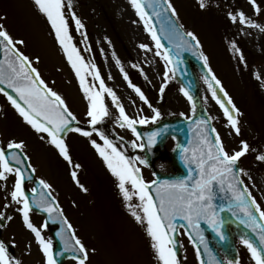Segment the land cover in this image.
<instances>
[{
	"label": "rangeland",
	"instance_id": "rangeland-1",
	"mask_svg": "<svg viewBox=\"0 0 264 264\" xmlns=\"http://www.w3.org/2000/svg\"><path fill=\"white\" fill-rule=\"evenodd\" d=\"M64 2L73 43L86 63L96 65L106 87L115 92L129 117H148L149 123L138 125L149 127L154 124L150 120L154 115L153 108L161 113L155 123L171 116L191 115L192 108L172 74L167 81L164 80L165 61L155 54V43L145 32L129 0ZM170 2L178 14L176 21L183 26L184 32L191 31L196 35L200 51L208 57L209 67L239 109L240 115L236 118L240 133L237 135L228 126L223 110L212 98L208 85L199 80L203 106L226 149L231 153L241 150L242 142L249 145V151L239 161L247 173L241 179L252 197L264 207V161L256 158L264 154V31L234 23L229 18V12L243 11L249 19L264 27V0H256L259 13L248 0H205L204 8L200 7L199 0ZM72 12L84 25L80 31L76 30L71 19ZM0 18H3L0 22L14 38L25 42L18 47L34 61L47 85L64 99L78 121L90 125L88 100L75 71L56 41L46 17L34 7L33 0H0ZM142 43L147 44L150 50L141 49L139 45ZM233 44L239 52L233 49ZM37 57L39 62L35 63ZM125 74L128 80H125ZM86 81L95 85L94 90L98 89L99 81H93L91 74L86 76ZM129 82L144 92L151 108L140 100ZM165 83L167 86L161 94L160 88ZM104 102L109 113L101 121L105 128L124 141L129 156L144 159L141 149L133 147L134 141L139 144L135 135L116 123L119 112L107 93L104 94ZM45 136L26 124L13 108L0 117L2 147H7L10 141L23 142L21 151L30 160L36 176L51 185L49 191L67 212V220L75 236L89 250L86 264H159L145 231L146 224L138 223L131 215V211L142 215L136 207L140 203L138 197L133 195V199L127 202L123 199L117 187L118 181L93 148L90 138L79 133L66 137L64 141L72 159V164H69ZM91 139L103 144L99 135H92ZM172 146L171 140L166 149L170 150ZM136 166L146 182L152 180L151 172L144 164L137 162ZM73 171L77 173L79 185L72 178ZM14 182V175H9L6 181L0 180V213L12 217L11 220L0 221V241L9 246L10 256L20 260L21 264H45L34 234L25 227L18 210L22 205L11 200ZM128 187L131 190V186ZM129 204L131 208L127 206ZM30 213L33 225L40 229L46 240H51L42 218ZM20 226L25 231L23 236L19 233ZM179 239L183 264H199L192 245L182 231ZM237 250L239 264H254L243 244L239 243Z\"/></svg>",
	"mask_w": 264,
	"mask_h": 264
},
{
	"label": "snow or ice",
	"instance_id": "snow-or-ice-1",
	"mask_svg": "<svg viewBox=\"0 0 264 264\" xmlns=\"http://www.w3.org/2000/svg\"><path fill=\"white\" fill-rule=\"evenodd\" d=\"M199 2L201 8L206 6L205 0H199ZM248 2L259 13L260 8L256 0H248ZM129 4L143 23L145 32L150 35L151 40L155 43V54L165 61L164 80L167 81L170 73L174 74L175 71L173 67H169V65L173 64V53L161 51V39L153 24L152 16L160 17L162 13L170 12L172 17H177L176 9L170 0H163L162 3L161 0H129ZM33 5L39 13L46 17L55 34L56 41L75 71L80 88L88 100L87 116L90 118L89 123L92 128L96 130V126L104 117L109 115L104 102V94L107 93L119 112L116 123L121 128L126 127L131 130L137 140H140L141 136L137 132L136 125L149 123V118L135 119L129 117L124 106L119 103L115 92L111 88L106 87L96 65L85 62L80 51L73 43L69 20L66 18L64 0H33ZM68 7H71L70 3ZM146 7L153 9L152 15H149L146 11ZM229 18L234 23L239 22L246 27H257L261 31H264V27L249 19L243 11L236 13L229 12ZM2 19L0 18V21ZM71 19L75 22L77 31L84 28L75 12H72ZM181 28H183L182 25H170V30L180 39V43L173 45L174 54L177 58H179L182 50L200 48V42L196 35L191 31L181 32L179 30ZM161 31H164L163 27ZM24 43L23 40L14 38L4 24L0 22V52L3 53V59L0 60V85L4 86L0 87V93H3L7 97L8 101L26 124L31 126L37 133L46 134L47 142L54 145L69 164H72V159L62 134L66 131H73L90 138L93 148L118 181L117 187L123 199L127 202L133 199V195L138 197L140 203L136 207L142 211V215L137 211H131V215L138 223L146 224L145 231L151 240V247L159 264H179L176 252L178 243L177 221L185 222V224L180 226L187 227L190 230L189 238L193 242L199 240L205 251H208V245L201 229L202 223L206 224L220 241L225 240V235L222 231V221L214 204L217 188L220 192L230 195V199L234 204V208H230L233 215L242 213L246 218L241 221L245 224V227L250 228L253 233L259 230L258 239L261 245L260 248L246 238H242L241 243L249 251L254 264H264V223H259L255 215H259V221H264V207L252 197L248 188L243 186L244 181L241 179V176L247 175V173L239 167L238 163L241 157L245 156L249 151L247 142H242L241 150L230 153L226 149L220 134L215 128L209 126L207 120L197 121L195 146L191 148L185 147L182 150V159L189 167L187 178L146 182L136 163L139 162L146 165L147 160L142 159L140 156L129 159L104 132L97 131V134L103 141L101 145L95 139H91L93 135L92 131H86L80 127H70L72 122L76 120V117L69 110L64 99L42 79L40 72L34 66V61L20 50L18 45H23ZM139 47L145 51L150 50L147 44L142 43ZM232 47L239 52L235 44ZM198 56L203 62L204 68L207 69L208 75L205 77V82L212 94V98L223 110L228 126L239 135V121L236 118L240 115L239 109L236 108L231 97L224 92L220 81L212 73L208 65V57L203 52H199ZM240 58L242 60L243 56L241 55ZM38 62L39 57L36 58L35 63ZM117 64H119V60H117ZM88 74L92 75L93 81H99L97 90H94V84L86 81ZM124 78L128 80L127 74H125ZM129 86L134 88L140 100L147 103L150 108L152 107L148 98L139 87L131 84V82H129ZM166 86V83L162 84L160 88L161 94L164 93ZM5 88L11 89L15 93V96L11 95ZM217 89L224 93L226 103L225 100H222L218 96ZM181 92L190 101L192 100L187 90L181 88ZM152 111L154 115L150 120L152 123H155L160 118L161 113L155 108ZM160 135H162L160 131H154L148 136L146 143L137 144L134 141L133 147L140 148L141 150L145 148L150 150L156 144L157 138ZM23 147V142L16 141H10L7 145L8 150H21ZM256 158L264 161V154L258 155ZM21 162V154L18 151L8 152L5 148L0 147V180L6 181L9 175L15 176L14 187L10 193L11 200L22 205L18 210L22 215L25 227L34 234L35 240L45 257V264H57L51 240H46L42 236L40 229L34 226L30 220L29 213L32 208L24 192V172L19 167ZM193 165L195 166L194 169ZM74 167L78 168L80 165H74ZM193 171L195 175H193ZM71 175L73 180L79 185L76 171H73ZM39 184L44 189H50L51 187L44 180H40ZM129 185L131 186V190L128 187ZM80 187L83 189L82 185ZM83 190L87 191V189ZM32 191L35 192L36 189L33 188ZM153 192L155 193V197H153ZM48 196H51L50 192ZM33 203H35L37 208L48 213L50 219H55V217L59 216L62 223L67 226V229H72V225L63 218L62 211L55 204L54 199L45 200L42 198L39 201H33ZM127 206L129 208L132 207L131 204ZM219 211H224V209L220 208ZM5 219L11 220L12 217L0 213V221ZM59 235L63 239V233ZM71 240L74 241V244L68 240H64V251L77 253L78 255L74 258L78 264H86V261L89 259V250L75 236L74 231L72 232ZM208 254L210 257L208 264H217L211 253L209 252ZM197 255L199 258V251ZM0 264H21L20 260L10 256L9 246L3 241H0ZM228 264H239V262L230 260Z\"/></svg>",
	"mask_w": 264,
	"mask_h": 264
},
{
	"label": "water",
	"instance_id": "water-1",
	"mask_svg": "<svg viewBox=\"0 0 264 264\" xmlns=\"http://www.w3.org/2000/svg\"><path fill=\"white\" fill-rule=\"evenodd\" d=\"M162 2L163 0H161V3ZM146 11L149 13V15H152L153 9L146 7ZM152 20L157 30V33L160 36L162 46L167 52L173 53L172 55L173 64L171 65V67L175 69L174 74H175L176 80L184 86L185 90L189 92V94L193 98L192 99L193 102L195 103L197 107V113L193 120L184 121V120L174 119L172 120L171 125H170V122L164 121L160 123L159 126H157L156 128L152 130V132L164 131L163 133L164 135L161 138L160 144L158 145L159 148H162L164 139L169 134L172 136H176L178 139L177 149L174 155L170 158V160H172L171 162H172L173 168L176 171L177 175L175 177H172V176H162V175L156 174L157 181L181 180V179L187 178V176L189 175V167L182 159V155H183L182 150L185 147H189V148L193 147L192 140L188 142V139L190 137H196V132L194 131L196 129L195 128L196 122L199 119L208 121L204 110L201 108V106L199 105L197 101L198 84H197V79L194 74V70L195 69L200 70L201 74L204 77H207L208 73H207V69H205L203 66V62L199 59L197 49L182 50L180 52L179 58L175 56L174 54L175 50H174L173 45L180 43V39L170 30V25L172 24L175 25L170 12L162 13L160 17L152 16ZM162 27L164 28L163 32L161 31ZM166 36H167L168 45H165ZM2 59H3V54L0 57V60ZM0 87H4V86L0 85ZM5 90L8 91L11 95L15 96V93H13L11 89L5 88ZM70 127H73V128L80 127V125H78L75 121H73ZM67 132L68 131L63 133L62 137ZM150 134L151 133H146V134L141 133L140 136L142 139L145 138V140H147ZM19 167L22 168L24 172V177L26 176V179H29L28 178L29 172L27 170V166L25 165V163L22 162V164H20ZM193 169H194V165H193ZM193 175H195L194 171H193ZM152 194H153V197H155V193L153 192ZM214 204L217 207L219 218L222 221V231L225 235V240L220 241V239L216 236V234L206 224L204 223L201 224V229L204 233V237L208 245V251H205L203 245L200 244L199 240H195V242L193 243L195 244V246L197 247V250L199 251L202 264H208V261L210 258L208 254L209 252L211 253L212 257L215 258V260L217 261V264H222L220 261V257L217 255V252L214 250V246L218 248V250L222 251L226 255L227 258H229L232 261H236V251L234 248L236 239L242 240V238H246L250 240L258 248L261 247L259 243V239H258L259 230H257L256 233H253L250 228L245 227V224L241 222L242 220L246 219L242 213H239L238 215H233L230 208H234V204L231 201L229 194L220 192L219 189L217 188ZM220 208H223L224 211H219ZM45 215H46V219L50 220L48 213ZM255 215H256L257 221L259 223H263L262 221H259L258 214H255ZM51 220L53 221H49L50 224H54L56 226L62 225L63 229L65 230V232H63L62 229H60V232L58 231L54 235L55 247L53 250H54L56 259L58 258L59 262H62V260L64 259L63 257L65 256L71 257L73 259L78 254L71 252V251H68V252L64 251V245L62 246L59 243L61 240L63 241V239H61L62 238L61 235L59 234L60 233H63V235L67 234L66 227L62 223L61 218H60V221H58V216L55 217V219H51ZM182 224H185V222L177 221L178 226ZM184 228L187 231L186 233H188L189 235L190 230L187 227H184ZM56 235L58 236V239L56 238ZM67 238H68L67 240L70 243L74 244V241L71 240V237L69 234L67 235ZM176 252H177V258L180 259L181 256H180L178 244L176 246Z\"/></svg>",
	"mask_w": 264,
	"mask_h": 264
}]
</instances>
